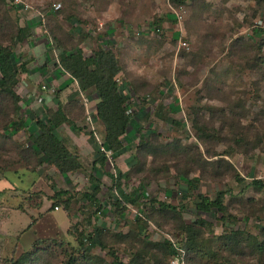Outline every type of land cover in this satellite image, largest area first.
I'll use <instances>...</instances> for the list:
<instances>
[{
    "label": "rangeland",
    "instance_id": "obj_1",
    "mask_svg": "<svg viewBox=\"0 0 264 264\" xmlns=\"http://www.w3.org/2000/svg\"><path fill=\"white\" fill-rule=\"evenodd\" d=\"M184 2L0 0V46L28 64L16 89L26 127L15 132L0 121V264L37 241L25 264H87L79 240L95 227L102 236L85 238V246L97 264H112L113 253L124 264H264V191L248 187L264 182V35L254 33L264 23V0ZM26 27L30 35L20 40ZM102 47L119 62L133 116L117 154L103 143L97 95L60 63L62 50L90 57ZM59 105L68 121L56 133L81 164L68 175L47 160L36 166L28 147L29 135L40 133L35 122H47ZM102 148L110 154L103 169ZM118 169L127 176L123 188L137 190V205H116L109 174ZM93 175L100 211L84 198ZM188 180H197L190 190ZM60 191L68 192V214L53 208ZM220 191L223 218L196 212L200 196Z\"/></svg>",
    "mask_w": 264,
    "mask_h": 264
},
{
    "label": "trees",
    "instance_id": "obj_2",
    "mask_svg": "<svg viewBox=\"0 0 264 264\" xmlns=\"http://www.w3.org/2000/svg\"><path fill=\"white\" fill-rule=\"evenodd\" d=\"M172 1L178 5L185 3V0ZM28 28H19L18 37H20V40L30 35ZM254 33L259 37H263L264 29L259 28L254 30ZM55 41L58 43L57 40ZM56 45L60 47L59 43ZM77 49L74 48L71 51L62 50L60 53V63L67 72L79 81L80 87L84 92L97 95V99H99L97 104L98 119L103 122L105 128V141L103 143L109 151L117 154L124 149L123 136L126 135L133 118L132 113L128 114L127 112L129 98L128 96H123L120 92V83L117 80V76L121 73L119 62L111 50L104 49L103 47L96 50L90 57H85L83 52L81 50L77 51ZM27 65L25 62L18 65L14 61L13 51L10 48L0 46V121L4 122L7 120L6 123L4 122L3 129L9 127L14 129L15 132H19L26 127L20 105L22 99L16 89L19 85V75L22 72L28 71ZM8 107L13 111L14 118H11L10 113L6 112ZM66 121L68 119L59 105L56 115H49L47 122L42 119H38L35 122L40 133L38 135L34 133L30 134L28 142V147L37 157L36 166L43 165L47 160L62 175H68L70 172L78 171L81 168L78 156L70 151L66 140L59 137L56 133V130ZM172 123L179 125L174 120ZM150 136H153V134ZM99 152L100 155L97 164L103 169L108 162V157L100 150ZM109 176L113 181V187L110 189V192L112 197L116 198L117 206L124 207L129 204L137 205L139 203L140 198L137 197V190L128 193L123 188V181L127 179L124 172L118 169L117 174L112 173ZM195 181L197 180L187 181L189 186L188 190L196 185ZM235 181L243 183L239 174L235 176ZM91 183L94 187L91 192L84 195V198L94 204L98 211H100V202L97 198V195L101 191L100 180L93 175ZM248 187L263 192L264 182L261 180H253L248 184ZM67 194V191L57 192L52 200H55L56 204L53 208L62 206L68 214L70 203L68 200H62ZM225 197L226 192L224 191H220L214 199L207 196H200L199 201L194 203L196 212L200 215L215 212L223 218L227 211ZM155 202L165 210L172 209V206L157 201ZM180 209H183V206ZM200 221L202 224H208L205 218H202ZM185 231L190 238H195L198 235L194 226L187 225ZM102 234L103 230L95 227L94 232L88 234V238H85L93 240V236L98 235L100 238ZM237 235L236 232L231 231V237L236 238L235 236ZM85 238L79 240L82 252L84 253L83 258L87 264H97L96 259L100 260V258L90 255L85 246ZM37 243L38 241L33 246V251L38 249ZM33 251L25 252L17 259L12 258L9 264H25L33 255ZM113 257L114 262L112 264H124L120 261L116 253H113ZM67 264H73V261ZM130 264H134V261L130 262Z\"/></svg>",
    "mask_w": 264,
    "mask_h": 264
},
{
    "label": "built area",
    "instance_id": "obj_3",
    "mask_svg": "<svg viewBox=\"0 0 264 264\" xmlns=\"http://www.w3.org/2000/svg\"><path fill=\"white\" fill-rule=\"evenodd\" d=\"M55 7V10H59L60 9V7H61V5L60 4H58V5H55L54 6ZM259 24H257L258 26V28H261V29H264V23H262V22H258ZM90 119V121H91V118H89ZM97 139H98V141H99V143H101V140L97 137ZM103 149V151L105 152V155L107 156V157H110V154H109V152L106 150V149H104V148H102ZM56 209H58V208H56Z\"/></svg>",
    "mask_w": 264,
    "mask_h": 264
},
{
    "label": "crops",
    "instance_id": "obj_4",
    "mask_svg": "<svg viewBox=\"0 0 264 264\" xmlns=\"http://www.w3.org/2000/svg\"><path fill=\"white\" fill-rule=\"evenodd\" d=\"M33 32H34V31H33ZM2 187H6V184L3 183V184H2ZM16 243L18 244V242H16ZM32 246H33V245H32ZM27 251H28V250H27ZM16 257H17V256H15V259H17ZM12 258H13V257H12ZM12 258H10V259H12Z\"/></svg>",
    "mask_w": 264,
    "mask_h": 264
}]
</instances>
